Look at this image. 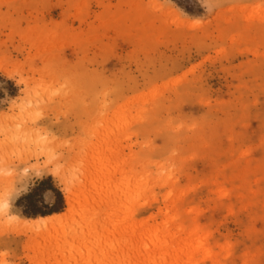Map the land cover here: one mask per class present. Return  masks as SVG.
I'll use <instances>...</instances> for the list:
<instances>
[{
  "label": "rangeland",
  "instance_id": "obj_1",
  "mask_svg": "<svg viewBox=\"0 0 264 264\" xmlns=\"http://www.w3.org/2000/svg\"><path fill=\"white\" fill-rule=\"evenodd\" d=\"M206 15L195 0H0V81L55 64L120 86L75 210L55 189L52 207L17 200L28 221L65 217L43 238L28 221L0 231L5 264H264V0ZM162 149L174 167L156 175Z\"/></svg>",
  "mask_w": 264,
  "mask_h": 264
},
{
  "label": "clouds",
  "instance_id": "obj_2",
  "mask_svg": "<svg viewBox=\"0 0 264 264\" xmlns=\"http://www.w3.org/2000/svg\"><path fill=\"white\" fill-rule=\"evenodd\" d=\"M195 2L207 15L219 6V0ZM6 81L13 83L14 95ZM6 81H0V231L28 221L15 208L21 197L36 192L39 206L52 207L55 190L64 197L79 190L88 149L120 92L115 81L55 64L39 74L17 70ZM158 154L148 158L164 164V169H154L163 175L174 167L170 157L176 152L162 149ZM49 177L52 187L37 191ZM31 223L37 231L46 227L44 218Z\"/></svg>",
  "mask_w": 264,
  "mask_h": 264
},
{
  "label": "bare ground",
  "instance_id": "obj_3",
  "mask_svg": "<svg viewBox=\"0 0 264 264\" xmlns=\"http://www.w3.org/2000/svg\"><path fill=\"white\" fill-rule=\"evenodd\" d=\"M76 199H77V196H76L75 192L70 193L68 196L65 197L66 212H67L66 215L72 214L73 211L75 210V207L77 204ZM63 217H65L64 214H55V215L48 216V217H40V218H44L46 221V227L43 231L35 230L33 228L31 221L26 222V226H28V228H26L25 226H24V228H26L27 230L31 229V230L35 231L36 237L43 238V237L47 236V234H49V232H51V230H53L57 224H59V221L62 220Z\"/></svg>",
  "mask_w": 264,
  "mask_h": 264
},
{
  "label": "trees",
  "instance_id": "obj_4",
  "mask_svg": "<svg viewBox=\"0 0 264 264\" xmlns=\"http://www.w3.org/2000/svg\"><path fill=\"white\" fill-rule=\"evenodd\" d=\"M44 184H45V182L41 185V189H44V188H46V187H44ZM48 188V187H47ZM56 195H57V197H58V193H56ZM26 197H30V195H28V196H26ZM51 211V210H50ZM59 212V210H55V211H52V212H48L47 214H41V216H46V215H51V214H53V213H58Z\"/></svg>",
  "mask_w": 264,
  "mask_h": 264
}]
</instances>
